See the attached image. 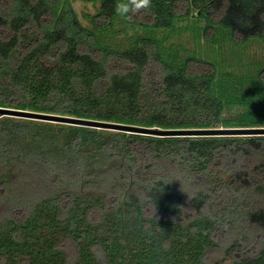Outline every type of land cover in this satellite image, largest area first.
I'll list each match as a JSON object with an SVG mask.
<instances>
[{"label":"trees","instance_id":"1","mask_svg":"<svg viewBox=\"0 0 264 264\" xmlns=\"http://www.w3.org/2000/svg\"><path fill=\"white\" fill-rule=\"evenodd\" d=\"M83 1L99 3L91 28L72 0H0V107L161 129L264 127V54L245 59L252 40L264 48V0H152L130 20L115 14L118 0ZM118 23L133 31L127 45L108 41ZM185 32L218 55L170 43ZM0 173V196L37 190L0 225V264H205L241 232L251 252L234 264H264V135L0 116ZM133 236L140 245L125 249Z\"/></svg>","mask_w":264,"mask_h":264},{"label":"rangeland","instance_id":"2","mask_svg":"<svg viewBox=\"0 0 264 264\" xmlns=\"http://www.w3.org/2000/svg\"><path fill=\"white\" fill-rule=\"evenodd\" d=\"M72 4H73L75 11L77 12L78 18L81 21L82 25L91 28L92 24L90 22V17L96 14L97 9L99 7V3L86 2L83 0H72ZM117 27L119 28V31L117 32L115 37L109 38L108 40L109 43H111L112 46H116V44L118 43H121L122 45H127L129 41V36L133 34L132 29L129 26H126L125 24H119V23L117 24ZM171 42L181 43L182 46L188 50L196 49L200 57L214 58L215 56L218 55V52L211 53V46L205 43L204 40L195 42L193 35L189 32H185L181 35L174 36L171 39L170 43ZM263 54H264L263 45L257 40H252L249 46L247 47L245 59L247 60L250 58L260 59L263 57ZM0 116H3V115H0ZM17 118H20V117H17ZM28 119H32V118H28ZM33 120H37V119H33ZM39 121H44V120H39ZM56 123H59V122H56ZM65 124H68V123H65ZM243 136H247V135H243ZM253 136H262V135H253ZM36 191L37 190L34 189V190L24 192L23 189L17 188L16 186H14L13 192L10 191L7 194L1 195L0 196V225L3 224L7 220V218L10 215L11 208L14 205L21 203L22 200L28 197V195H31ZM87 191L88 192L92 191L93 193H96V194H103L104 192L100 188L99 189L92 188V189H88ZM260 221L264 222V220H260ZM245 233L247 232H241L237 235L228 237V240L223 241V243L221 242L222 243L221 246L219 247L217 246V247H213L209 249L205 264H215L216 262L220 264H234L235 259L250 255L247 253L251 252L250 246L252 242L251 241L252 236L251 235L247 236V234L245 235ZM136 236H133L132 239L134 240ZM237 238H238V245H236L228 254H226L225 246H228L229 244L232 243L234 239H237ZM134 242L136 243L135 240L133 241V243H132V240H130L129 245L128 244L125 245V249L130 250L133 247H135ZM217 244H219V242ZM136 245H140L139 241L136 243ZM70 251H73V246L71 245H69V252Z\"/></svg>","mask_w":264,"mask_h":264},{"label":"water","instance_id":"3","mask_svg":"<svg viewBox=\"0 0 264 264\" xmlns=\"http://www.w3.org/2000/svg\"><path fill=\"white\" fill-rule=\"evenodd\" d=\"M0 115L32 118L37 120L83 125L99 129L124 131L130 133L154 135V136H251L264 135V127H220V128H185V129H161L157 127H143L137 125L92 120L66 115L42 113L29 110L0 107Z\"/></svg>","mask_w":264,"mask_h":264},{"label":"clouds","instance_id":"4","mask_svg":"<svg viewBox=\"0 0 264 264\" xmlns=\"http://www.w3.org/2000/svg\"><path fill=\"white\" fill-rule=\"evenodd\" d=\"M152 6V0H118L114 11L120 18L130 20L134 15L149 11Z\"/></svg>","mask_w":264,"mask_h":264}]
</instances>
